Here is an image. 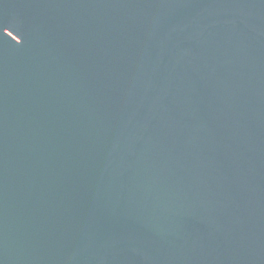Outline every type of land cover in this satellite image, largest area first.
<instances>
[{
    "label": "water",
    "instance_id": "95a60500",
    "mask_svg": "<svg viewBox=\"0 0 264 264\" xmlns=\"http://www.w3.org/2000/svg\"><path fill=\"white\" fill-rule=\"evenodd\" d=\"M0 264H264V0H0Z\"/></svg>",
    "mask_w": 264,
    "mask_h": 264
}]
</instances>
